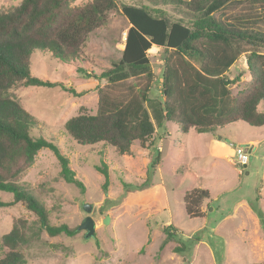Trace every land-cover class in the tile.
Returning <instances> with one entry per match:
<instances>
[{
    "label": "trees",
    "instance_id": "1",
    "mask_svg": "<svg viewBox=\"0 0 264 264\" xmlns=\"http://www.w3.org/2000/svg\"><path fill=\"white\" fill-rule=\"evenodd\" d=\"M120 10L130 24L122 56L110 69L87 76L102 83L97 87V113L78 114L65 122L76 143H101L131 155L136 142L157 151L156 136L167 124L198 134L237 122L264 127V111L259 110L264 102V0H92L80 7H73L72 0H23L13 10L0 12V191L14 197L0 207L21 203L35 219H17L2 237L5 254L0 264H29V252L41 244L66 257L74 252L72 245L50 244L43 235L74 239L78 228L54 225L46 204L18 182L40 151L49 149L61 165V178L82 192L85 187L59 147L33 135L36 118L17 101L14 90L58 87L74 98L85 96V91L63 82L35 77L31 58L40 51L64 63L82 60L90 35ZM154 46L161 51L155 56L161 62L156 70L148 54ZM241 56L246 57L251 83L234 96L231 87L241 77L227 74ZM155 81L162 96L153 98ZM97 170L106 177V189L108 169ZM209 199L205 189L187 191V215L204 217L201 206ZM163 231L162 250L175 240L181 242L173 226H163ZM186 247L180 243L173 253H183Z\"/></svg>",
    "mask_w": 264,
    "mask_h": 264
},
{
    "label": "rangeland",
    "instance_id": "2",
    "mask_svg": "<svg viewBox=\"0 0 264 264\" xmlns=\"http://www.w3.org/2000/svg\"><path fill=\"white\" fill-rule=\"evenodd\" d=\"M22 1L0 0V12H9ZM91 1L72 0V6ZM129 26L121 10L112 13L108 22L90 35L82 60L74 63L40 51L32 56L35 77L85 91L82 98L58 87L14 90L17 101L36 118L33 135L59 147L85 192L61 178V165L49 149L40 151L18 184L33 190L46 204L54 225L79 228L90 215L96 227L91 238L84 231L74 239L49 238L44 233L43 239L50 244L72 245L74 252L66 257L41 244L29 252V264H264V127L237 122L210 134H198L167 124L156 136L157 151L136 142L131 155H120L101 143L79 145L65 129L68 119L97 113V87L102 83L87 76L101 74L121 58ZM158 52L153 48L148 53L154 70L161 65L155 58ZM227 75L231 79L241 77L231 87L234 96L244 91L251 83L246 57L241 56ZM151 96H162L158 81L152 85ZM259 110H264V102ZM213 141L228 146L224 150L227 157L212 155ZM252 144L256 150L249 152ZM237 148L246 151L247 167L237 163ZM222 150L218 153L223 154ZM158 156L160 162L156 164ZM104 166L109 174L106 189V177L97 170ZM195 188L210 194L201 206L205 215L200 218H191L186 211L185 194ZM13 199L12 194L0 191V202ZM85 205L92 206L90 214L85 212ZM19 218L35 219L21 203L0 207V258L5 254L2 237ZM163 226L176 228L181 242L175 240L162 250L166 240ZM183 242L186 251L173 253Z\"/></svg>",
    "mask_w": 264,
    "mask_h": 264
},
{
    "label": "water",
    "instance_id": "3",
    "mask_svg": "<svg viewBox=\"0 0 264 264\" xmlns=\"http://www.w3.org/2000/svg\"><path fill=\"white\" fill-rule=\"evenodd\" d=\"M249 152H251V151H249ZM245 167H247V165H245ZM91 209H92V206H90V205L84 206V210L88 214L91 213ZM105 222L107 223L108 219H106ZM95 229H96L95 221L90 215H88L85 218V220L83 221V223L81 224V226L78 228V231H84L86 234V237L91 238V237L95 236V231H96Z\"/></svg>",
    "mask_w": 264,
    "mask_h": 264
},
{
    "label": "crops",
    "instance_id": "4",
    "mask_svg": "<svg viewBox=\"0 0 264 264\" xmlns=\"http://www.w3.org/2000/svg\"><path fill=\"white\" fill-rule=\"evenodd\" d=\"M153 48H156L158 51H159V47H156V46H154ZM152 48V49H153ZM264 111V110H263ZM251 143H255L256 144V141H251ZM211 152H212V155L213 156H215V157H222V158H225V157H227V152H225L224 150H226V147H228V146H226V145H223V143H218L217 141H213L212 143H211ZM221 147V148H220ZM250 147V149H249V151H255L256 150V147L252 144L251 146H249ZM220 149H223L222 151V153L223 154H219L218 152L220 151ZM248 149H246V150H248Z\"/></svg>",
    "mask_w": 264,
    "mask_h": 264
},
{
    "label": "built area",
    "instance_id": "5",
    "mask_svg": "<svg viewBox=\"0 0 264 264\" xmlns=\"http://www.w3.org/2000/svg\"><path fill=\"white\" fill-rule=\"evenodd\" d=\"M126 36V34H125ZM246 151L243 150V148H237L236 149V154H237V163L239 165L245 166L248 164V156L245 154ZM241 174L243 173L242 171L240 172Z\"/></svg>",
    "mask_w": 264,
    "mask_h": 264
}]
</instances>
